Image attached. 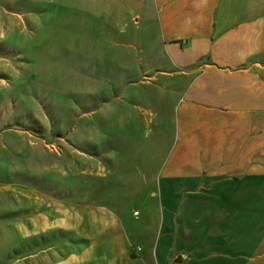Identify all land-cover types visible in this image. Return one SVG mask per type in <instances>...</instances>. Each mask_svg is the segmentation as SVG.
Listing matches in <instances>:
<instances>
[{
  "label": "rangeland",
  "instance_id": "1",
  "mask_svg": "<svg viewBox=\"0 0 264 264\" xmlns=\"http://www.w3.org/2000/svg\"><path fill=\"white\" fill-rule=\"evenodd\" d=\"M76 7L0 0V264L138 257L156 237L135 225L145 201L181 210L185 190L141 188L173 143L174 96L155 80L143 93L108 92L117 62L98 58L117 54L116 25Z\"/></svg>",
  "mask_w": 264,
  "mask_h": 264
},
{
  "label": "crops",
  "instance_id": "2",
  "mask_svg": "<svg viewBox=\"0 0 264 264\" xmlns=\"http://www.w3.org/2000/svg\"><path fill=\"white\" fill-rule=\"evenodd\" d=\"M76 11L116 25L117 54L98 58L117 62L108 92L155 80L174 96L173 143L141 188L185 190L179 213L146 200L135 225L156 237L103 264H264V5L77 0Z\"/></svg>",
  "mask_w": 264,
  "mask_h": 264
}]
</instances>
